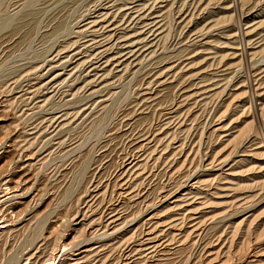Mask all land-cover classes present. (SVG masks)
I'll return each mask as SVG.
<instances>
[{"label": "rangeland", "instance_id": "1", "mask_svg": "<svg viewBox=\"0 0 264 264\" xmlns=\"http://www.w3.org/2000/svg\"><path fill=\"white\" fill-rule=\"evenodd\" d=\"M0 264H264V0H0Z\"/></svg>", "mask_w": 264, "mask_h": 264}]
</instances>
